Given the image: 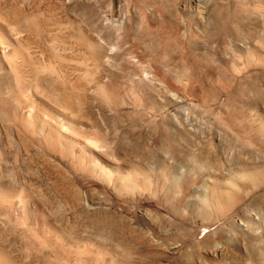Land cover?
I'll return each mask as SVG.
<instances>
[{
    "label": "rangeland",
    "instance_id": "1",
    "mask_svg": "<svg viewBox=\"0 0 264 264\" xmlns=\"http://www.w3.org/2000/svg\"><path fill=\"white\" fill-rule=\"evenodd\" d=\"M0 21V264L264 263V0H0ZM52 110L95 148L56 145Z\"/></svg>",
    "mask_w": 264,
    "mask_h": 264
},
{
    "label": "bare ground",
    "instance_id": "2",
    "mask_svg": "<svg viewBox=\"0 0 264 264\" xmlns=\"http://www.w3.org/2000/svg\"><path fill=\"white\" fill-rule=\"evenodd\" d=\"M16 15V14H15ZM19 17V16H18ZM17 20V19H16ZM18 21V20H17ZM5 25H4V23L3 22H1L0 21V30L6 35V36H10L9 38H10V40H12L13 41V43L14 44H16V45H18V42H19V40L17 39V37H15L14 36V34H11L10 32H7L6 33V30H5ZM20 37V36H19ZM27 41V40H26ZM14 44L12 45V46H14ZM20 44V43H19ZM21 44H22V42H21ZM26 44V43H25ZM23 45V44H22ZM0 48H3L2 47V45L0 44ZM11 48V47H10ZM28 59V58H27ZM23 61V60H22ZM28 66H30V65H28ZM49 114V113H48ZM71 114V113H70ZM70 114H68L67 113V111L64 113V112H55V111H53L52 110V112H51V115L47 118V120L45 121L44 120V124L47 126L46 128H48V135H49V137L51 136V138L53 137L54 138V140H55V142H56V145H57V143H61V142H65L66 144L65 145H67V146H69V147H71V146H74V145H78L79 147H81V148H86V151L89 149H91V150H93V148H92V143H93V146H94V148H95V145H94V142H95V140H92L93 138H91L92 136V134H91V132H90V128H89V126H88V124L87 123H89V122H84L82 119H80V118H82V117H80V118H77V117H75V116H73L72 114L70 115ZM76 115V114H75ZM43 117V116H42ZM31 117H30V113H27V114H25L24 115V119L27 121V122H30L31 121V119H30ZM38 119H40V118H38ZM42 119V118H41ZM40 119V120H41ZM84 119V118H83ZM39 120V121H40ZM41 122V121H40ZM39 122V123H40ZM40 126H41V124H40ZM43 126V125H42ZM44 127V126H43ZM43 129V128H42ZM98 133V132H97ZM99 135V134H98ZM91 136V137H90ZM98 138V137H97ZM97 141V140H96ZM52 143H54V141L52 142ZM59 143V144H60ZM96 143V142H95ZM63 144V143H62ZM96 144H98V142L96 143ZM61 145V144H60ZM66 147V146H65ZM77 147V146H76ZM101 147V146H100ZM71 148H73V147H71ZM70 148V150L69 149H67L68 150V152L67 153H69L71 150V152L72 153H74L73 152V150H75V149H71ZM75 148V147H74ZM80 148V150L79 151H81L82 149ZM79 149V148H78ZM83 151V150H82ZM81 151V152H82ZM78 152V151H77ZM76 152V153H77ZM80 152V153H81ZM84 152V151H83ZM96 152H97V149H96ZM79 153V154H80ZM87 153V152H86ZM90 153V152H89ZM98 153V152H97ZM83 155L82 156H84V153H82ZM92 154V153H91ZM99 154V153H98ZM71 155V154H70ZM81 155V154H80ZM80 155H77L78 156V158H77V160L78 161H81L82 159L79 157ZM85 155H87V154H85ZM90 155V154H89ZM93 155V154H92ZM91 155V156H92ZM97 156H99V155H97ZM83 158V157H82ZM84 158H85V156H84ZM83 158V159H84ZM87 158L88 159H90V158H93V157H88L87 156ZM96 158V157H95ZM81 159V160H80ZM91 161V160H90ZM90 161H89V163H90ZM96 161V160H95ZM83 162V161H82ZM92 162V161H91ZM95 163V162H94ZM98 163V162H97ZM98 166V165H97ZM102 167V166H101ZM105 168V167H104ZM103 168V169H104ZM100 169V168H99ZM120 169V168H119ZM105 170V169H104ZM103 171V170H102ZM107 171V170H106ZM128 171V170H127ZM129 176H126V177H124V180L126 179V180H128V178L130 177V175L131 174H128ZM123 175H121V177H122ZM131 178V177H130ZM259 253H260V251H259ZM260 256V255H259ZM261 258V257H260ZM263 258H261V260H262ZM257 261H258V259H256ZM256 263V262H255ZM256 264H262V263H260V262H257ZM264 264V263H263Z\"/></svg>",
    "mask_w": 264,
    "mask_h": 264
}]
</instances>
